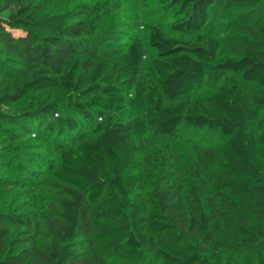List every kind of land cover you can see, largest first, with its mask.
I'll list each match as a JSON object with an SVG mask.
<instances>
[{"label": "trees", "instance_id": "16d2710c", "mask_svg": "<svg viewBox=\"0 0 264 264\" xmlns=\"http://www.w3.org/2000/svg\"><path fill=\"white\" fill-rule=\"evenodd\" d=\"M159 1L182 36L123 44L111 0H0V147L39 150H0V264H264L260 110L223 83L264 104V0Z\"/></svg>", "mask_w": 264, "mask_h": 264}, {"label": "rangeland", "instance_id": "374dc122", "mask_svg": "<svg viewBox=\"0 0 264 264\" xmlns=\"http://www.w3.org/2000/svg\"><path fill=\"white\" fill-rule=\"evenodd\" d=\"M114 7L115 14L121 18L123 23L122 32H120L119 41L123 44L130 37L136 35L146 39L148 37V26L152 23L160 25L163 31L167 35H178L182 36L180 33L175 32L172 28V23L176 20V16L166 11V9L161 6L159 0H111ZM244 20L235 17L233 12H223L217 20L214 22L213 27H210L213 32L222 36V38L231 37L232 34L239 30L240 26L243 24ZM223 83L228 84H238L244 92L250 97L255 106L260 110L259 122L254 125V131L260 136L264 133V104L256 102L255 96H259L260 86L256 83H245L235 77L234 75H229L224 77ZM210 83L206 84L202 89L196 91L192 94V98L200 97L204 94H208L211 91ZM223 138L220 135H209L206 134L205 137H199L195 139H186L180 137L176 139V142L169 141V144L178 149L182 157H187L188 153L197 154L206 148H213L217 153L221 152ZM161 143H166V140L159 139ZM7 147V158L13 162V167L18 168L20 164L26 162L27 156H29L33 151H39L36 147H31L28 144H17L9 136L3 140L2 147L0 150H4V146ZM261 153L264 156V146H260ZM245 264V263H244Z\"/></svg>", "mask_w": 264, "mask_h": 264}]
</instances>
